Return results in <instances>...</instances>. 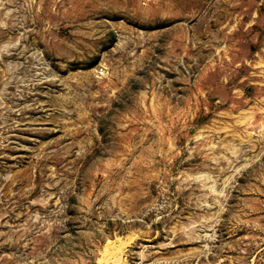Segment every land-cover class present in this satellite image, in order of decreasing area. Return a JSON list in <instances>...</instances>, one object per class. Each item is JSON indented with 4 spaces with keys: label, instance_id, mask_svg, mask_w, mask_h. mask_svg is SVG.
I'll use <instances>...</instances> for the list:
<instances>
[{
    "label": "rangeland",
    "instance_id": "1",
    "mask_svg": "<svg viewBox=\"0 0 264 264\" xmlns=\"http://www.w3.org/2000/svg\"><path fill=\"white\" fill-rule=\"evenodd\" d=\"M0 264H264V0H0Z\"/></svg>",
    "mask_w": 264,
    "mask_h": 264
}]
</instances>
